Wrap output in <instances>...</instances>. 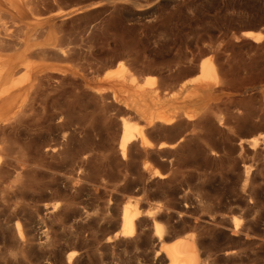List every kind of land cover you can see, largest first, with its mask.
I'll use <instances>...</instances> for the list:
<instances>
[{
    "label": "rangeland",
    "instance_id": "374dc122",
    "mask_svg": "<svg viewBox=\"0 0 264 264\" xmlns=\"http://www.w3.org/2000/svg\"><path fill=\"white\" fill-rule=\"evenodd\" d=\"M30 1L34 9L47 13L88 4V16L83 11L68 18L70 21H56L52 29L58 33L60 46L76 58L89 78L97 81L103 73L121 76L129 70L139 83L143 78L156 82L160 76L169 82L173 78L190 82L201 74L192 70L201 60L211 64V80L199 92L188 87L180 99L168 101L170 107L177 105L192 114L188 121L194 125L184 129L190 135L182 142L185 151L181 146L169 156L130 152L118 160L114 127H105L124 115L122 109L133 107V98L103 107L89 93L74 97L71 87L64 95L71 102L70 113L75 119L87 118L99 134L94 157L80 171L81 180L72 179L68 187L58 183L57 188L43 187L29 196L14 187V191L0 194V264H149L157 242L148 235L141 234L137 245L113 237L118 230L116 213L133 199L144 209L161 203L163 208L155 214L160 225L170 222L173 231H195L211 264H264V0ZM246 31L260 32L262 37L246 36ZM114 58L118 59L109 64ZM58 59L56 64L74 63L72 58ZM146 67L153 70L146 71ZM99 86L110 93L119 89L110 82ZM235 113L244 120H238ZM52 132L64 134L69 129L52 127ZM204 133L210 134L204 137ZM176 136L175 132L152 133L148 139L172 141ZM223 136L230 137L229 146ZM13 139L16 146L21 145L20 131ZM251 139L256 140L254 148L249 145ZM239 140L244 146L239 147ZM58 141L50 142L57 150L61 147ZM205 142L214 145L212 150ZM107 154L111 156L108 165ZM51 168L58 175L79 171L72 157L56 158ZM154 169L162 173L161 180L152 176ZM39 181L48 179L40 176ZM216 199L215 214L222 226L204 225ZM44 203L57 206L50 214L40 211L45 214L42 218L36 210ZM184 209L190 216L179 219L178 213ZM166 213L171 215L169 220ZM195 217L197 230L193 229ZM16 222L22 240L16 234ZM235 222L237 231L232 233ZM144 230L150 232V226ZM69 252L72 256L67 258Z\"/></svg>",
    "mask_w": 264,
    "mask_h": 264
},
{
    "label": "bare ground",
    "instance_id": "6f19581e",
    "mask_svg": "<svg viewBox=\"0 0 264 264\" xmlns=\"http://www.w3.org/2000/svg\"><path fill=\"white\" fill-rule=\"evenodd\" d=\"M112 6L114 7V5ZM112 6L109 8L112 9ZM33 7L30 0H0V194L8 192L10 189H12L10 190L12 192L14 187H18L17 189L29 196L28 193L33 194L43 187L52 185L57 188L58 183L68 187L72 179L81 180L80 171L88 167L94 157L95 151L92 150H95L94 148L99 142V134L93 123L88 121L87 118L75 119L70 113L71 102H66L67 98L64 99V95L70 93L72 88H74L73 93L75 95L71 94L74 97L79 98L89 93L103 107L133 98V107L122 109L124 115L118 121H114L113 124H106L105 127L106 130L110 126L114 127L113 142H115L114 148L117 160L118 158H124L130 152L169 156L172 149L177 148L178 150L183 146L184 139L190 136H186L184 129L194 125V122L188 121L192 114L188 110H182L177 105L170 107L168 101L180 99L181 93L188 87L192 89V92H199L208 87V82L211 80L208 71L212 69L210 63L200 60L192 70L196 69L201 74L192 78L190 82L183 79L173 81L174 78L170 77L172 81L169 82L164 78L165 76L164 79L160 76L156 82L148 83L143 78L139 83L135 74L129 70L121 76L114 73H103L96 81L93 77H87L82 72L81 67L78 66L76 58L71 57L72 55L67 54V49L60 46L57 41L58 33L52 29L56 21L71 19L83 11V15L85 13L88 16L89 14L85 12L88 4H78V6H70L64 9L58 8L54 11H48V13L38 11ZM244 35L255 38L262 37V33L254 31H246ZM68 58H72L74 63H65L64 61ZM56 59L64 63L56 64ZM117 59L114 58V60L109 61V64L114 63ZM132 59H135V57ZM134 61L137 62V60ZM145 70L149 71L153 68L146 67ZM103 82L117 85L119 89L113 93L102 91L99 84ZM60 97H63L64 101L60 100ZM242 113L245 112L242 111ZM235 114L239 116L237 113ZM260 115L258 116L261 117ZM239 119L244 120L241 116L238 117ZM132 120L136 122L132 124ZM218 124L220 126L222 123L217 122ZM203 125H206V123L203 122ZM52 127L59 131L69 129V132L64 134L52 132ZM228 128L230 129V126ZM18 131L22 135L20 146H16L13 141V135ZM173 132L177 136L174 140L171 139L172 141H156L157 139L150 141L148 139V136L152 133L158 135L161 133L162 135L165 133L172 134ZM207 134L209 136L210 133ZM207 134L203 136L207 137ZM171 136L167 137L171 138ZM225 136L227 137V135ZM57 140H59L58 142L62 147L58 150L50 143ZM224 140L227 139L224 138ZM228 140L227 145L229 146ZM209 144L210 147L213 145L212 143ZM244 144L243 140L238 141L239 147L244 146ZM249 145L254 148L256 140L251 139ZM183 150L185 151V148ZM219 150L218 153H220ZM171 155H174V153H171ZM71 157L78 162L79 171L72 172L70 175H58L52 170L51 164L56 158L67 160ZM110 160L111 156L107 154L105 164L108 165L111 162ZM95 167L99 171L104 170L103 166L97 167L95 165ZM145 168L147 169V167ZM245 172H248V170L245 169ZM13 173V180L8 182ZM40 176H45L48 181H39ZM152 176L157 180L162 179V173L158 169L152 171ZM218 203L219 199H216L214 207L207 212L209 215L208 219H204V225L222 226L221 221L215 214V209H217L215 207ZM56 206L57 203H53L51 207L44 203L37 208L36 212L39 216L42 215L39 214L40 211L42 213L45 211V214L49 212L50 214ZM161 208H163V205L159 202L151 208H141L138 199L125 203L116 213L118 230L113 233V237L126 238L127 241H132L137 245L135 241L142 236L141 234L148 235L151 238L150 240L157 242L154 259L149 264H211L212 260L209 261L210 259L207 256L204 257L205 251L202 249L195 231H173L170 222L160 225L155 220V214ZM34 209L36 208L34 207ZM112 209L114 210V208ZM187 211V209H184L183 212L178 213V218L190 216ZM164 215L167 218L166 220H169L171 215L167 213ZM27 218L30 219L31 216L28 215ZM40 219L38 221H41ZM197 219V217L194 218V230L199 227ZM147 225L150 226L149 234L144 230ZM236 226V222L232 224L230 229L232 233L237 231ZM170 229L173 231L172 233L169 231ZM15 230L18 238L22 240L24 235L18 222L15 223ZM71 256L72 252H69L67 258Z\"/></svg>",
    "mask_w": 264,
    "mask_h": 264
}]
</instances>
